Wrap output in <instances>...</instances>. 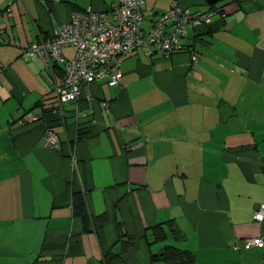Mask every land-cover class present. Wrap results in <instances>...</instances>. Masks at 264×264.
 I'll return each mask as SVG.
<instances>
[{"label": "crops", "instance_id": "0c3cea01", "mask_svg": "<svg viewBox=\"0 0 264 264\" xmlns=\"http://www.w3.org/2000/svg\"><path fill=\"white\" fill-rule=\"evenodd\" d=\"M171 1L144 0L142 32ZM175 1L216 13L187 27L182 50L128 53L117 86L93 82L57 104L63 63L43 67L21 48L73 11L110 19L114 0H0V264H154L164 243L197 264H260L264 0ZM24 112L39 118L18 123ZM44 128L57 147L42 145ZM77 195L86 226L72 213ZM167 220L179 238L152 242L149 228ZM253 237L263 246L243 244Z\"/></svg>", "mask_w": 264, "mask_h": 264}, {"label": "built area", "instance_id": "2783aa9c", "mask_svg": "<svg viewBox=\"0 0 264 264\" xmlns=\"http://www.w3.org/2000/svg\"><path fill=\"white\" fill-rule=\"evenodd\" d=\"M144 0H114L110 19L103 11L91 8L73 11L68 19L60 23L53 35L37 39L21 48L24 60L36 59L43 67L52 62L63 63L59 80L53 86L57 104L78 99L81 90L90 83L105 81L108 86H117L121 78L119 64L128 53L139 51L146 57L154 54L168 56L184 47L180 40L187 27L207 25L215 10L190 11L172 0L168 9L157 14L152 25L141 31L142 6ZM73 47V56L64 60L61 49ZM192 61L195 55H190ZM38 119L37 114L24 112L18 123H29ZM44 147H57L58 138L50 128L41 134ZM252 218L261 222L264 218V204L252 212ZM246 247H262L259 237L245 238ZM264 264V256L260 259Z\"/></svg>", "mask_w": 264, "mask_h": 264}, {"label": "trees", "instance_id": "16d2710c", "mask_svg": "<svg viewBox=\"0 0 264 264\" xmlns=\"http://www.w3.org/2000/svg\"><path fill=\"white\" fill-rule=\"evenodd\" d=\"M72 213L79 216L84 222V225L87 224L88 216L79 195H77L72 202ZM149 234L152 242H160L168 238L178 239L180 236L179 230L171 220L152 225L149 228ZM123 236L124 234L119 228V237ZM126 240V244L128 245L133 243V238L131 237H128ZM150 261L154 264H197L192 252L168 243H164L158 251L150 253Z\"/></svg>", "mask_w": 264, "mask_h": 264}, {"label": "water", "instance_id": "95a60500", "mask_svg": "<svg viewBox=\"0 0 264 264\" xmlns=\"http://www.w3.org/2000/svg\"><path fill=\"white\" fill-rule=\"evenodd\" d=\"M206 1V3H208V4H212V3H214L216 0H205Z\"/></svg>", "mask_w": 264, "mask_h": 264}]
</instances>
